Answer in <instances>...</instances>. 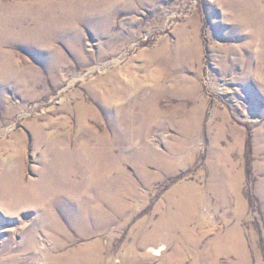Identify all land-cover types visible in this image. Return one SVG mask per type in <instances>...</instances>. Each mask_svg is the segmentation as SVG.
Segmentation results:
<instances>
[{
	"label": "rangeland",
	"instance_id": "374dc122",
	"mask_svg": "<svg viewBox=\"0 0 264 264\" xmlns=\"http://www.w3.org/2000/svg\"><path fill=\"white\" fill-rule=\"evenodd\" d=\"M215 139L230 173L210 189ZM179 192L197 196L196 247L159 228ZM232 229L244 261L218 244ZM221 249L219 264H264V0H0V264H212Z\"/></svg>",
	"mask_w": 264,
	"mask_h": 264
},
{
	"label": "bare ground",
	"instance_id": "6f19581e",
	"mask_svg": "<svg viewBox=\"0 0 264 264\" xmlns=\"http://www.w3.org/2000/svg\"><path fill=\"white\" fill-rule=\"evenodd\" d=\"M49 1V0H48ZM18 3V2H17ZM47 4V3H46ZM19 7V6H18ZM2 11V10H1ZM17 11V10H16ZM25 12V11H24ZM4 19V18H3ZM39 27V26H38ZM43 27V26H42ZM41 27V28H42ZM39 29L38 31L40 32V33H42V32H44V30H42V29ZM37 31V30H36ZM51 31V30H50ZM48 33H50L49 32V29H48ZM38 34V33H37ZM29 35V34H28ZM27 36V35H26ZM118 80V79H117ZM110 91L108 92V94H107V97H106V99H104V104H106V103H110V100H111V98L113 97V95L115 94V91H117V90H115L114 88H111V89H109ZM105 96V95H104ZM104 98V97H103ZM103 100V99H102ZM78 105V107H80L79 106V104H77ZM195 118V117H194ZM192 121V120H191ZM38 129V127L36 128V130ZM41 129V128H40ZM43 132V131H42ZM37 134H38V137L39 136H42V134L43 133H41V131H37L36 132ZM99 135V134H98ZM47 137H48V135H47ZM37 139V138H36ZM214 142H215V144L212 146V149H211V159L208 161L209 163H208V168H209V172L211 173V176H210V179H209V188L210 187H212V188H214L215 186H218V188H222V186H225L226 184H227V174H228V167L227 166H225L224 164H229V162H228V154L227 153H224L222 150L221 151H219V146H218V141L215 139L214 140ZM181 143V142H180ZM86 148V147H85ZM89 150V149H88ZM87 158V157H86ZM90 158L91 159H93L92 158V155L90 156ZM152 160L151 161H153V159H154V161H155V163H156V165L161 169V170H163L164 168H166L167 166H170V165H173V161L171 160V159H169V158H167V156H165V155H162V154H154L152 157H150ZM138 159V158H137ZM142 164V163H141ZM97 166V165H96ZM86 167V166H85ZM140 167H142V166H140ZM93 168V167H92ZM144 169V167H142V170ZM144 172L146 171V170H143ZM164 171V170H163ZM230 173V172H229ZM96 173H95V179H93V181L95 182V180L97 179L96 178ZM98 176H100L99 174H98ZM99 180V179H98ZM110 180V179H109ZM98 182V181H97ZM96 182V183H97ZM110 182V181H109ZM112 182H115V181H112ZM101 183V182H100ZM99 183V184H100ZM107 183V182H106ZM105 183V187L107 186L108 187V185ZM98 184V185H99ZM102 184V183H101ZM110 184V183H109ZM230 184V183H229ZM103 185V184H102ZM111 186H112V184H110ZM114 185H115V183H114ZM113 185V186H114ZM95 187V186H94ZM97 187V186H96ZM102 187V186H101ZM104 187V186H103ZM105 187H104V189H103V192H102V194H100L101 196H102V198H103V200H105L106 201V203H105V205L108 207V208H110L109 209V211L107 212L108 213V216H109V219H110V221L113 219V217L117 214V213H119V208H116V205H117V202H116V199H117V196L114 194V193H111V194H109V192H107V190L105 189ZM118 188H119V185H118ZM208 188V189H209ZM212 188H210V189H212ZM179 189L178 188H176L175 189V191H178ZM217 190V189H216ZM33 191V190H32ZM113 191H115V190H113ZM118 191H119V189H118ZM120 191H122V189H120ZM18 192V191H17ZM47 192V191H46ZM100 193V192H99ZM120 193H122V192H120ZM117 194V193H116ZM171 195H175V193H174V191L173 192H171L170 193ZM43 196L45 195V193L43 192V194H42ZM118 195V194H117ZM123 195H125V193L123 192ZM122 195V196H123ZM179 195H181V196H185V197H187L188 198V201L189 202H187L186 200H184V198H182V200H180V199H173V200H171L172 201V207H173V209H175V210H172V211H170V209H169V211H168V213L166 214V216H165V218H164V222L162 223L161 222V224L159 225V228H162V227H168L170 230H172V231H174L177 227H179V228H181L182 229V231H183V235H185V240H190V243L194 246V247H196V244H197V237H191V235H189V234H187L186 232L188 231V227H187V223H188V221H189V219H190V214H191V211H192V208H193V206H192V204L194 203V202H197V196L196 195H193L192 193H189V194H186V193H184V192H179ZM168 196V195H167ZM99 197V196H98ZM100 198V197H99ZM123 198V197H122ZM122 198H121V200H122ZM37 199H41V196L40 195H38V193H37ZM120 199V198H119ZM124 199V198H123ZM35 200H36V198H35ZM42 200V199H41ZM95 200H96V198H95ZM94 200V201H95ZM99 200V199H98ZM102 200V199H101ZM102 200V201H103ZM119 201V200H118ZM123 202V201H122ZM181 203H182V205H181ZM123 204V203H122ZM126 204V203H125ZM45 205V204H44ZM118 205H120L119 203H118ZM117 205V206H118ZM88 206V205H87ZM98 206V205H97ZM104 206V205H103ZM95 207V206H94ZM106 207V208H107ZM120 207H122V205H120ZM124 207H126V206H124ZM85 208V207H84ZM84 208H83V206H79L78 208H76L75 210H74V212H69V215L68 214H66L67 216V218L69 219V220H74L77 216H79V215H81V214H83L84 213V211L87 209H85L84 210ZM105 208V207H104ZM104 208H101L100 207V210L98 209L97 210V212L99 213V214H102L101 212H103L104 211ZM84 210V211H83ZM123 210V208L120 210V211H122ZM188 210H191L190 212H188ZM93 211V210H92ZM125 211V210H124ZM96 212V213H97ZM106 213V212H105ZM122 213V212H121ZM120 213V214H121ZM45 214V213H44ZM49 213H47V215H48ZM122 214H124V213H122ZM51 215H53V214H51ZM87 215V214H86ZM95 215V214H94ZM93 215V216H94ZM100 216V215H99ZM102 216V215H101ZM104 216V215H103ZM48 217V216H47ZM84 217H85V213H84ZM162 217V216H161ZM45 218V217H44ZM104 218H107V216H105ZM85 219V218H84ZM100 220V222L98 221L97 222V225H99V226H101V225H103L102 223V219H99ZM43 221V220H42ZM104 221V220H103ZM82 222V221H81ZM96 222V221H95ZM102 222V223H101ZM106 223V222H105ZM109 223V222H108ZM48 225H49V228L51 227L52 229H53V231L54 232H58V230H61L62 228L60 227V225H59V223L57 222V220H56V218L55 217H53V216H49V221H48ZM164 225V226H163ZM51 228H50V230H51ZM174 229V230H173ZM63 230V229H62ZM158 230V229H157ZM171 231V233H173ZM175 234V233H174ZM55 237V236H54ZM56 239V238H55ZM143 239V238H142ZM58 240V239H57ZM144 244V243H143ZM218 244L221 246V248L222 249H226V250H228V253L229 254H231V255H235V254H239L240 255V259H242L243 261L246 259V251L244 250V245H243V240H242V238L240 237V235H238L236 232H235V229H232L231 231H229L225 236H224V238H222L221 237V240H220V242H218ZM57 245H59V247L60 246H62L63 244H62V242H60L59 240H58V244ZM145 245V244H144ZM141 246H142V244H141ZM164 246L162 245V244H160V246H158L156 249H157V252L156 253H159L160 254V251L162 250V248H163ZM132 248V247H131ZM220 250L215 256H210L209 255V259L211 260V263L212 264H214V262L216 261V262H218L217 264H219V259H220V256H221V252L223 251V250ZM132 250V249H131ZM134 251V250H133ZM132 251V252H133ZM193 251H195V250H193ZM100 252V251H99ZM69 253V252H68ZM65 254V253H64ZM64 254H62V255H64ZM69 254H71V253H69ZM89 254V253H88ZM87 254V256L83 259V260H79V258L77 259V257L76 256H72V257H70V258H72V259H74L75 261H79V262H83V263H85V264H93V262H94V260L92 259L93 258V255H88ZM99 254V253H98ZM133 254V253H132ZM135 254V253H134ZM61 255V256H62ZM66 255V254H65ZM181 255V254H180ZM180 255L177 257L176 256V263H178V262H180ZM60 256V255H59ZM58 256V257H59ZM60 256V257H61ZM205 256H207V255H199V257H205ZM53 257V256H52ZM96 257V256H95ZM137 257V256H136ZM54 258H56V257H54ZM68 258V257H67ZM181 258H183V256H181ZM207 258H208V256H207ZM51 259V258H50ZM77 259V260H76ZM90 259H92V260H90ZM53 260V259H52ZM51 260V261H52ZM60 260V259H59ZM64 260V259H63ZM69 260V259H68ZM55 261V260H54ZM54 263V262H53ZM59 263V262H58ZM56 264H57V262H56ZM232 264V263H231Z\"/></svg>",
	"mask_w": 264,
	"mask_h": 264
}]
</instances>
